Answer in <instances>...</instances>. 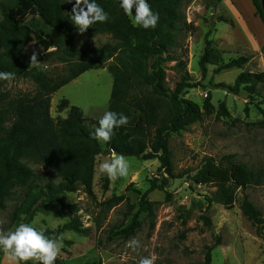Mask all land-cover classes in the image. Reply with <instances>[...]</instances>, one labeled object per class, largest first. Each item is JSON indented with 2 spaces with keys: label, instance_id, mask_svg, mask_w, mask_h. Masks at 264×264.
Here are the masks:
<instances>
[{
  "label": "rangeland",
  "instance_id": "1",
  "mask_svg": "<svg viewBox=\"0 0 264 264\" xmlns=\"http://www.w3.org/2000/svg\"><path fill=\"white\" fill-rule=\"evenodd\" d=\"M184 13L190 28L181 37L179 48L169 52L185 62L180 69L176 61L163 63L165 86L174 94L177 84L188 79L190 87L182 93L183 98L203 108L208 96L214 111L198 123L188 126L180 133H171L168 138L175 178L168 179L166 191L155 190L147 200L154 204L153 216L141 210L140 194L150 189L151 181L161 183L168 177L159 170L158 159L144 160L141 157L125 156L129 163L126 177L117 178L105 188L106 174L99 172V164L109 156V148L102 145V153L96 158L93 180V195L81 187L76 193L62 196L68 204H76L77 216L81 219L87 235L67 231L63 237L72 242L63 243L57 258L63 264H138L141 257L155 255L154 264H206L210 252L212 264H264V240L257 228L244 216L241 205L244 195L264 216V178L259 186L250 185L249 173L264 171V92L262 97H249L248 92H232L236 78L242 72H264V24L250 0H185ZM1 16V15H0ZM18 22L27 24L37 15L30 4L14 14ZM208 41L214 54L203 74L200 60ZM116 45L111 35L89 37L78 33L74 47L81 50ZM65 44L48 52L30 44L26 58L21 61L26 75L16 77L5 87L7 101L32 98L42 91L31 73L40 69L50 88L69 76L71 65L60 59ZM37 53L38 66H30V57ZM248 58L242 68L218 72V68L234 59ZM71 59V58H70ZM72 61H75L74 59ZM110 68H122L118 60L109 59L103 68L90 70L78 79L51 94V116L66 118L68 109L61 110L63 101L79 107L88 119L99 120L109 110L114 76ZM129 99L135 102H153L156 121L147 125L143 139L152 146L156 130L167 125L169 99L158 96L153 89L135 77H126ZM224 105L228 116L220 114ZM142 113H138L140 115ZM233 157V164L224 161ZM214 167L208 175L212 181L201 183L198 174L207 160ZM45 174L43 167L32 166ZM235 183L239 186L237 202L231 209L207 198L213 197L221 184ZM245 187V189H243ZM115 196H124V202L109 208L108 201ZM14 204L9 202L0 210V230L14 231L11 224ZM61 206L50 203L40 210L30 224L37 229L56 230L69 222L71 217L58 214ZM138 213L141 223L135 235L126 237L122 232ZM205 218H209L208 226ZM138 240L140 247L133 251L131 240ZM0 264H37L36 261L17 262L4 252Z\"/></svg>",
  "mask_w": 264,
  "mask_h": 264
},
{
  "label": "trees",
  "instance_id": "2",
  "mask_svg": "<svg viewBox=\"0 0 264 264\" xmlns=\"http://www.w3.org/2000/svg\"><path fill=\"white\" fill-rule=\"evenodd\" d=\"M221 1L223 0H215L216 3ZM250 1L264 24V0ZM95 2L109 14V20L92 25L85 33L91 38L111 35L117 44L81 50L74 47L79 32L70 20L75 0L71 3L66 0H0V71L13 72L15 78L26 75L21 61L26 58L25 50L30 44L48 52L52 48L59 49L64 43L66 47L59 57L71 65L69 76L52 88L40 69L31 73L42 88L32 98L7 101L4 90L9 82L0 81V210L7 209L9 202L13 203L10 218L11 224L17 227L20 223L30 224L40 210L47 209L48 204L58 203L61 206L58 214L71 219L56 230L44 229L49 238L63 237L67 231L88 234L89 229L84 227L76 215L77 205L66 203L62 196L76 193L81 187L87 194L93 195L96 158L102 153L101 143L90 136L95 127L99 126V120L87 119L79 107L71 106L67 100L62 102L60 109H68V116L53 118L50 113L52 93L90 70L103 68L109 59L115 57L118 60L122 68H110L114 81L108 111L123 113L129 118V123L116 128L111 142L106 146L124 156L159 160V170L168 177H164L160 184L157 180L151 181L150 189L145 193L137 191L141 196V210L148 212L150 216H153L154 204L147 200L149 193L155 190L166 191L168 179L175 178L168 144L169 135L180 133L214 111L210 96L205 100L203 108L183 98L184 89L190 87L188 79L177 84L174 94H170L165 86L164 62L176 61L180 69L185 67V62L178 56L165 58L169 52L179 48L183 33L191 26L187 23L183 10L185 0H147L152 11L159 14L155 29L134 26L133 20L120 8L119 0ZM27 3L32 6L37 18L23 24L17 21L14 14ZM213 54L214 50L210 48L208 41L200 60L203 74L206 73V65ZM247 62L246 57L234 59L220 66L218 72L242 68ZM132 76L150 86L158 96L170 101L168 124L157 128L151 147L143 139V135L147 125L155 123L157 107L151 101L142 103L129 99L126 77ZM228 89L234 93L245 90L251 98L262 97L264 72H242ZM139 112L142 114L138 115ZM220 114L229 115L224 105L220 107ZM224 161L234 163L231 156ZM32 166L43 167L47 172L40 174ZM213 167V160H207L204 169L196 177L197 180L201 183L212 181L208 173ZM249 178L250 185L259 186L263 182L264 171L250 172ZM108 183L107 178L106 189ZM238 190L239 186L235 183L219 185L213 197L207 198L209 206L216 202L228 209L233 208L237 202ZM124 200V196H115L107 203L112 208ZM241 210L264 240V216L247 195L243 197ZM205 222L208 226L211 225L209 218H205ZM140 227L137 213L122 232L130 237ZM63 243L72 244L64 237ZM2 253L0 250V257ZM54 264L63 263L57 258ZM206 264H212L210 252Z\"/></svg>",
  "mask_w": 264,
  "mask_h": 264
},
{
  "label": "clouds",
  "instance_id": "3",
  "mask_svg": "<svg viewBox=\"0 0 264 264\" xmlns=\"http://www.w3.org/2000/svg\"><path fill=\"white\" fill-rule=\"evenodd\" d=\"M71 3L72 0H66ZM119 6L125 15L133 20L134 26L144 29H155L159 22V14L152 11L147 0H119ZM135 9V13H133ZM70 20L79 33L83 34L96 23H105L109 20V14L95 2V0H75L71 9ZM37 53L30 57V66L39 65ZM15 79V73L0 71V81L11 83ZM99 126L90 133L92 139L101 144L111 142L114 130L129 123V118L123 113L106 111L99 119ZM99 172L106 174L110 181L126 177L129 172V163L122 154L112 150L103 162L99 164ZM128 246L136 251L140 247L138 240H131ZM63 237L49 238L44 229H37L31 224L20 223L14 231L4 232L0 230V250L10 259L17 262L33 260L39 264H54L61 249ZM157 257H141L138 264H154Z\"/></svg>",
  "mask_w": 264,
  "mask_h": 264
},
{
  "label": "water",
  "instance_id": "4",
  "mask_svg": "<svg viewBox=\"0 0 264 264\" xmlns=\"http://www.w3.org/2000/svg\"><path fill=\"white\" fill-rule=\"evenodd\" d=\"M112 150H109L108 153L110 154Z\"/></svg>",
  "mask_w": 264,
  "mask_h": 264
}]
</instances>
